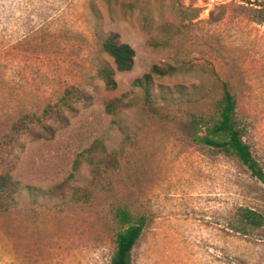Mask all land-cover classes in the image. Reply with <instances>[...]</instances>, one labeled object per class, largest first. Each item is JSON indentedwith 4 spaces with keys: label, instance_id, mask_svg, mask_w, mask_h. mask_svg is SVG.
<instances>
[{
    "label": "rangeland",
    "instance_id": "obj_1",
    "mask_svg": "<svg viewBox=\"0 0 264 264\" xmlns=\"http://www.w3.org/2000/svg\"><path fill=\"white\" fill-rule=\"evenodd\" d=\"M259 6L118 0L109 12L103 0H0V135L70 85L93 99L54 140L26 142L13 172L24 189L0 212V264H110L116 207L145 221L130 264H264V225L237 231L239 209L264 218V184L235 158L194 144L189 128L193 115L216 111L226 84L242 141L264 172V24L251 20ZM109 32L135 51L132 70L114 73V91L97 77L115 71L100 46ZM152 66L175 72L136 85ZM120 97L129 108L106 114L105 102ZM97 140L117 153L111 190L87 203L54 196L86 183L73 162Z\"/></svg>",
    "mask_w": 264,
    "mask_h": 264
},
{
    "label": "trees",
    "instance_id": "obj_2",
    "mask_svg": "<svg viewBox=\"0 0 264 264\" xmlns=\"http://www.w3.org/2000/svg\"><path fill=\"white\" fill-rule=\"evenodd\" d=\"M118 0H103L107 11ZM248 1V0H241ZM133 7V6H131ZM97 17L99 18L98 14ZM96 17V18H97ZM97 18V19H98ZM251 20L264 24V6L251 10ZM149 20L144 17L143 26H148ZM101 51L106 54L114 65L112 71L106 67L97 72V77L108 91L117 87L114 73L129 72L134 66L135 51L126 43L120 41L115 32H109L100 43ZM174 68L152 66L149 73L136 85H147L153 76L163 78L173 75ZM147 91V90H146ZM93 104L92 96L84 89L70 85L60 96L49 102L40 110L21 111L10 123L8 129L0 135V212L6 213L15 205V198L24 188L13 176L20 157L25 152L26 142H50L69 127L71 120L79 114V108H89ZM124 98H114L104 104L106 114L114 116L129 108ZM236 101L226 84L222 85V97L214 113L208 116H192L189 124L190 138L194 144L213 149L217 153L235 158L252 177L264 184V172L253 158L248 145L242 141L241 132L237 128L234 114ZM155 113L153 109H148ZM118 168L117 153L108 149L102 141L93 142L88 148L76 155L73 162V173L82 169L87 171L88 180L83 186L67 183L54 190V196L69 197L76 203H87L93 191L109 192L110 175ZM73 177H71V180ZM110 217L118 232L115 237V250L110 264H130L131 252L144 229L143 218L134 217L128 210L116 207L111 210ZM237 231L247 234L264 225L261 214L251 209H239L237 212Z\"/></svg>",
    "mask_w": 264,
    "mask_h": 264
}]
</instances>
